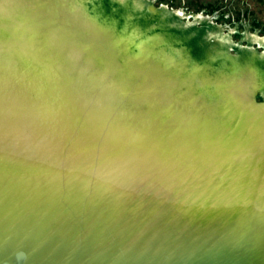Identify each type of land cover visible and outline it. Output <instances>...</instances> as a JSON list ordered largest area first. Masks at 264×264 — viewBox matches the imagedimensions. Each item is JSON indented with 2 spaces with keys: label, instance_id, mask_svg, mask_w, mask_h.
Returning <instances> with one entry per match:
<instances>
[{
  "label": "water",
  "instance_id": "water-1",
  "mask_svg": "<svg viewBox=\"0 0 264 264\" xmlns=\"http://www.w3.org/2000/svg\"><path fill=\"white\" fill-rule=\"evenodd\" d=\"M0 264H264V0H0Z\"/></svg>",
  "mask_w": 264,
  "mask_h": 264
}]
</instances>
